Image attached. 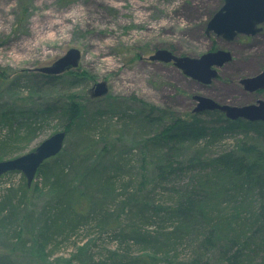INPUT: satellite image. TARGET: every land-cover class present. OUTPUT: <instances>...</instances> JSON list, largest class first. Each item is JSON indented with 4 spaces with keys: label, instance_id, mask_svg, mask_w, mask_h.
I'll return each instance as SVG.
<instances>
[{
    "label": "rangeland",
    "instance_id": "374dc122",
    "mask_svg": "<svg viewBox=\"0 0 264 264\" xmlns=\"http://www.w3.org/2000/svg\"><path fill=\"white\" fill-rule=\"evenodd\" d=\"M222 5L223 0H0V122L1 113L7 112L14 117L13 126L25 121L37 126L27 139H23L21 130L20 139L5 155L0 154V161L27 154L51 135L65 131L62 152L55 160L66 164L65 175L76 191L88 190L87 195L94 196L92 202L100 201L105 181L101 178L91 185L90 180L108 171V177L120 183L118 193L127 188L129 195L136 194L135 198L146 207L142 214L148 215V208L168 207L172 195L195 186L200 168L194 165L193 170L170 176L161 185L154 181L151 167L143 172L141 153L149 154L146 146L163 125L147 122L137 100L185 119L192 114L196 95L232 106L253 104L258 98L244 94L236 85L239 79L254 76L264 67V47L249 58L246 50L238 51L232 45L226 48L212 33L205 34L207 22ZM71 48L81 52L77 69L53 80L35 71L50 66ZM158 49L192 58L227 49L240 57L217 69V80L204 88L171 63L148 61ZM240 58L245 59L238 62ZM18 77L24 79L15 91L11 84ZM103 81L108 86L106 96L91 98L89 89ZM73 104L80 111L75 123L67 114ZM1 123L0 140H5L10 130ZM211 137L215 140L204 141L201 148L206 161L231 150L243 138L251 141L255 136L236 131ZM257 144L262 147L260 142ZM74 149L78 155L69 160ZM184 153L178 152L175 157L183 159ZM183 161L186 165L185 158ZM49 163L53 165L52 160ZM114 168H118L117 173ZM129 169L134 174L132 181ZM142 175L146 178L144 184ZM23 178L18 172L1 176L0 201L8 190L26 182ZM40 187L36 175L26 195V207H21L15 217L13 227L18 232L6 234L10 227L7 225L0 231V264H128L147 255L155 257L153 264H188L197 256L202 261L210 259V264L218 263L215 251L207 254L201 249L199 254L198 246L204 239L194 241L195 237L188 236L193 224L185 227L187 237L177 240L172 233L177 222L170 226L169 222L157 223L155 218L143 225L126 226V214L120 215L122 226L117 231L106 225L100 229L91 218L90 226H81L67 240L57 239L44 249L38 242V233L42 209L51 192ZM133 205L135 202L130 208ZM191 221L198 223L197 218ZM133 231L143 236L159 231L158 244L153 240L136 242ZM166 237L173 246L161 251ZM247 247V257L237 264H261L264 235L249 240Z\"/></svg>",
    "mask_w": 264,
    "mask_h": 264
},
{
    "label": "trees",
    "instance_id": "16d2710c",
    "mask_svg": "<svg viewBox=\"0 0 264 264\" xmlns=\"http://www.w3.org/2000/svg\"><path fill=\"white\" fill-rule=\"evenodd\" d=\"M41 75L52 80L57 78V76ZM22 79L24 78L18 77L11 84L15 87V91L19 90ZM25 82L28 83L29 79ZM137 102L141 111L145 113L144 118L147 122L163 125L160 133L149 140L150 144L146 146L149 154L141 153L143 172L147 167H151L155 172L154 181L161 185L168 177L193 170L194 165H198L200 173L195 175V186H188L175 196L172 195L168 207L160 210L148 208V215H145L142 213L146 211V207L135 198L136 194L129 195L127 188L118 193L117 184L120 183L115 182L116 178L108 177L111 174L105 172V169H103L104 175L98 174L90 180L91 185L99 182L101 178L105 181L102 199L95 203L92 202L94 196L87 195L88 190L76 191L69 183L65 175L66 164L55 160V157L51 158L49 160L53 161V165L47 160L37 172L40 188L51 192L41 213L42 227L38 233L41 247L45 249L47 244L57 239L67 240L81 226H90L91 218H94L98 228L102 229V226L106 225L109 230L117 231L122 226L120 215L126 214L124 217L126 226L129 223H133L134 226L143 225L145 221L155 218L158 219L157 223L169 222L170 226H174L177 222L178 226L176 225L172 232L177 240L185 239L186 233L188 234L186 228L193 224L188 236L195 237L194 241L199 237L204 239L199 243V254L201 249L207 254L215 251L218 253L216 264H237L239 259L247 257L248 241L264 235V123H250L242 119L232 121L217 111L192 113L188 118L182 119L167 109L140 100ZM67 114L71 115L72 123H75L80 114L77 105H70ZM14 121L12 114L1 113V122H4L10 130L8 138L0 140L2 155L12 147V143L20 139L21 130L24 132L23 139H27L37 130L34 123L25 121L24 124L13 126ZM236 131L252 132L255 137H252L251 141L243 138L234 148L222 151L209 161L203 159L201 148L204 141L213 142L215 137L211 136L216 133ZM86 143L87 141L84 142ZM76 151L77 149L72 150L69 160L78 155ZM178 152H185L183 157L186 165L183 163L184 158L175 157ZM117 169L114 168L115 173ZM128 172L132 181L134 174L130 173V169ZM142 177L145 178L144 175ZM145 179L141 184H144ZM29 188L26 182H23L17 188L8 190L3 196L0 201V231L7 225L10 227H7L6 234L18 232L13 224L20 208L26 207ZM120 196H122L121 201H119ZM133 202L136 205L130 208L129 205ZM106 212H111V217L106 215L108 217L103 221ZM195 218L198 219V223L191 221ZM132 233V238L138 243H142L140 240H147V243L153 240V243L158 244L157 240L160 239L159 231L153 236L148 234L143 236L137 231ZM168 240L166 237L161 251L164 249L167 251L169 246H173V242ZM148 249L149 247H145V250ZM47 256L50 254L48 253ZM201 258L197 256L188 264H210V259L202 261ZM154 260V256L147 255L136 258L128 264H153ZM115 262H105V264H121L120 261ZM261 264H264V260Z\"/></svg>",
    "mask_w": 264,
    "mask_h": 264
},
{
    "label": "water",
    "instance_id": "95a60500",
    "mask_svg": "<svg viewBox=\"0 0 264 264\" xmlns=\"http://www.w3.org/2000/svg\"><path fill=\"white\" fill-rule=\"evenodd\" d=\"M264 20V0H223L222 7L207 22L206 32H214L217 36L232 39L236 34H255L256 25ZM231 59L230 53L223 50L207 52L200 57L176 56L164 49L154 51L148 57L150 62L171 63L186 77L203 84H209L218 77L217 69ZM81 60V52L76 48L69 49L62 57L50 66L35 71L46 76H59L77 69ZM244 89L250 92L264 89V70L253 77L240 80ZM108 93L106 82H97L89 89L91 98H101ZM193 113L217 111L227 119L235 121L264 122V101L255 105L232 106L220 104L210 98L196 95ZM66 138L65 131L57 132L42 141L31 152L7 160L0 161V177L7 173L19 172L23 175L27 187L34 181L38 170L47 160L57 156L63 149Z\"/></svg>",
    "mask_w": 264,
    "mask_h": 264
},
{
    "label": "flooded vegetation",
    "instance_id": "af4514ba",
    "mask_svg": "<svg viewBox=\"0 0 264 264\" xmlns=\"http://www.w3.org/2000/svg\"><path fill=\"white\" fill-rule=\"evenodd\" d=\"M216 13V12H215ZM214 13V14H215ZM213 14V15H214ZM212 15V16H213ZM212 18V17H211ZM210 18V19H211ZM256 29H257V32L255 33V34H236V36H234V38H232V39H227V38H225L224 36H222V35H219V36H217L214 32H212V31H210V32H206V28H205V34L208 36L210 33H212V35H214L218 40H220L222 43H223V45L224 46H226V48H227V46H229V45H232L231 47H234V49H236V50H238V51H242V50H246L248 53V56H249V58L250 57H254L255 55H257V51L259 50V49H262V47H264V20L260 23V24H258V25H256ZM218 50H223V49H218ZM217 51V50H216ZM223 51H227V52H229L230 53V56H231V59H230V61L229 62H227V63H230V62H232L233 60L234 61H236L237 62V59L240 57V56H237V55H235L234 54V52L233 51H230V50H223ZM210 52H215V51H210ZM200 57V56H199ZM244 57V56H243ZM243 57H241V58H243ZM240 58V59H241ZM245 59V58H244ZM244 59H241V60H238V62H240V61H242V60H244ZM226 63V64H227ZM225 64V65H226ZM224 66V65H223ZM222 66V67H223ZM221 67V68H222ZM220 69V68H219ZM264 70V67H262L261 68V70H259V72L258 73H260V72H262ZM257 73V74H258ZM181 74H182V72H181ZM257 74H255V75H257ZM183 75V74H182ZM219 75V74H218ZM254 75V76H255ZM185 76V75H184ZM186 77V76H185ZM251 77H253V76H251ZM188 78V77H187ZM218 78V77H217ZM217 78H216V80H217ZM250 78V77H249ZM243 79V78H242ZM240 80L241 79H239V82H237V85H236V87L240 90V91H242L244 94H248V95H256V96H258V98L254 101V103L252 104H249V105H255V104H257L258 103V101H260V100H263L264 101V89H258V90H256V91H253V92H250V91H247V90H245L244 89V87H243V85L240 83ZM191 81H193L194 83H196L197 85H199V86H201V87H204V88H207V87H209L210 85H211V83L213 82V81H215V80H213L211 83H209V84H203V83H200V82H197V81H195V80H192L191 79ZM215 101V100H214ZM192 113H193V110H192ZM194 114H196V113H194ZM245 121V120H244ZM247 122H250V121H247ZM254 122H262V123H264L263 121H254ZM250 123H253V122H250Z\"/></svg>",
    "mask_w": 264,
    "mask_h": 264
}]
</instances>
